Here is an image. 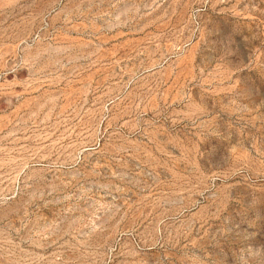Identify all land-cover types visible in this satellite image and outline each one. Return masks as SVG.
I'll list each match as a JSON object with an SVG mask.
<instances>
[{
  "label": "rangeland",
  "instance_id": "obj_1",
  "mask_svg": "<svg viewBox=\"0 0 264 264\" xmlns=\"http://www.w3.org/2000/svg\"><path fill=\"white\" fill-rule=\"evenodd\" d=\"M0 264H264V0H0Z\"/></svg>",
  "mask_w": 264,
  "mask_h": 264
}]
</instances>
